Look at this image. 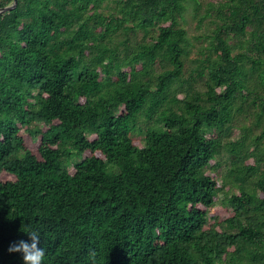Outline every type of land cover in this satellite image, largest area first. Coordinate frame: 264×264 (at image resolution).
Returning <instances> with one entry per match:
<instances>
[{"label": "trees", "instance_id": "16d2710c", "mask_svg": "<svg viewBox=\"0 0 264 264\" xmlns=\"http://www.w3.org/2000/svg\"><path fill=\"white\" fill-rule=\"evenodd\" d=\"M30 228L43 264H264V0L0 13V264Z\"/></svg>", "mask_w": 264, "mask_h": 264}, {"label": "clouds", "instance_id": "9594fccd", "mask_svg": "<svg viewBox=\"0 0 264 264\" xmlns=\"http://www.w3.org/2000/svg\"><path fill=\"white\" fill-rule=\"evenodd\" d=\"M30 237L29 241L23 239L18 242L12 243L9 245V252H20L24 264H43L45 257V248L38 247V244L41 243V236L39 229L30 228L25 231Z\"/></svg>", "mask_w": 264, "mask_h": 264}, {"label": "rangeland", "instance_id": "374dc122", "mask_svg": "<svg viewBox=\"0 0 264 264\" xmlns=\"http://www.w3.org/2000/svg\"><path fill=\"white\" fill-rule=\"evenodd\" d=\"M185 27L187 28L189 35L194 42H198V40H195V36L204 35L205 31H206V25L203 24L201 27H199L197 22L191 17L190 14H188L186 17ZM203 40H204V38H203ZM22 133L25 136V140H26V143L28 146H32L33 148L38 146V140L37 139L30 137L24 131H22ZM223 159L224 158L222 157L219 160H223ZM224 162H225V159L223 161V164L220 167L223 170L225 168ZM214 164H215V162H214ZM70 169L73 170L72 167H70Z\"/></svg>", "mask_w": 264, "mask_h": 264}, {"label": "water", "instance_id": "95a60500", "mask_svg": "<svg viewBox=\"0 0 264 264\" xmlns=\"http://www.w3.org/2000/svg\"><path fill=\"white\" fill-rule=\"evenodd\" d=\"M18 4V0H13V2L7 6H4V7H0V13L2 12H6V11H9L13 8H15Z\"/></svg>", "mask_w": 264, "mask_h": 264}]
</instances>
